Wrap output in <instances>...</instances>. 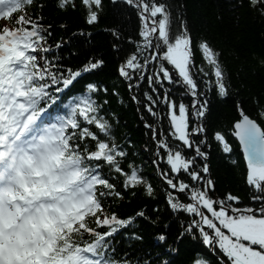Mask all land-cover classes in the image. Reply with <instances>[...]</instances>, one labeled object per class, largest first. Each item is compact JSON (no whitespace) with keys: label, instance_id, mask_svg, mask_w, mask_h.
<instances>
[{"label":"snow or ice","instance_id":"6c2138e0","mask_svg":"<svg viewBox=\"0 0 264 264\" xmlns=\"http://www.w3.org/2000/svg\"><path fill=\"white\" fill-rule=\"evenodd\" d=\"M120 3L128 22L135 23L111 29L112 49L119 55L116 72L138 110L147 113L141 119L150 135L155 178L169 212L186 216L180 235H198L215 257L191 264H264V95H230L221 54L206 39L193 40L183 13L174 15L168 0ZM247 5L264 17V0ZM45 6V0H0V19L14 25L0 27V264H152L116 241L138 218L152 222L146 208L120 216L106 207L107 198L123 200L129 189L141 187L147 196L155 191L126 145L116 142L96 98L108 88L86 81L66 103L61 99L105 61L91 58L73 68L53 57L52 48L61 44L47 43L52 26L41 14ZM56 7H79L85 23L93 25L105 5L56 0ZM213 88L232 100L234 116L226 132L208 125L207 94ZM62 108L66 114L53 115ZM209 135L224 154L233 153L229 136L238 141L252 189L247 204L232 192L217 194L206 150Z\"/></svg>","mask_w":264,"mask_h":264},{"label":"trees","instance_id":"16d2710c","mask_svg":"<svg viewBox=\"0 0 264 264\" xmlns=\"http://www.w3.org/2000/svg\"><path fill=\"white\" fill-rule=\"evenodd\" d=\"M168 2L176 8L174 15L183 13V19L194 41L206 39L221 54L220 60L230 75V95L239 93L238 97H234L236 99L264 95V64L261 63L264 60V17L249 8L247 0H168ZM45 4L41 14L45 24L52 26V35L47 43L61 44L59 48H52L53 57H59L64 64L73 68L80 67L91 58H102L105 61L104 65L84 74L82 80L69 86L61 99L66 103V98L77 93L86 81L106 86L108 93L100 92L96 98L113 124L116 142L126 145L129 158L155 186L152 196H147L141 187H137L126 190L123 200L106 199L108 211L126 216L146 208V214L152 221L138 218L127 232L116 236V241L121 248L131 245V250L137 257H142L145 262L151 260L152 264H161L162 260L170 264H191L198 257L213 261L215 257L208 252L198 235L187 233L180 235L186 216L171 214L164 202L162 185L157 183L150 160L152 148L150 135L141 119L142 115L147 118V113L142 107L138 110V106L130 99L126 84L116 72L119 55L112 49L111 29L119 26L129 28L135 21L133 20L132 24L128 22L126 10L121 6L120 0H116L115 3L113 0H104L103 14L93 25L85 23L82 9L79 7L60 10L56 7V0H45ZM28 12L31 14L33 8L29 7ZM6 23L9 27L14 26L12 21ZM2 26L3 24H0V27ZM81 29L84 34H76ZM177 31V24L173 20L172 33L177 34ZM194 57L197 64L202 62L200 53L195 49ZM207 96L209 105L207 121L210 131L217 129L226 132L225 125L234 116L232 100L221 98L214 88ZM105 100L107 103H104ZM184 102L187 104L189 100L185 98ZM247 107L251 108V104ZM55 112L54 110L53 113ZM60 112L64 115L66 109L62 108ZM228 139L233 148L231 155L224 154L218 143L209 135L210 147L206 150L209 152L211 174L216 181V192L217 194L232 192L239 195L244 204H247L249 202L247 193L252 189L246 185V163L236 140L231 136ZM128 141L131 143H127ZM124 163L126 165L127 160ZM133 192L135 195H132ZM133 232L138 233L143 239L131 237L129 234ZM161 233L167 236L163 242L157 239Z\"/></svg>","mask_w":264,"mask_h":264},{"label":"water","instance_id":"95a60500","mask_svg":"<svg viewBox=\"0 0 264 264\" xmlns=\"http://www.w3.org/2000/svg\"><path fill=\"white\" fill-rule=\"evenodd\" d=\"M235 139V138H234ZM237 141V140H236ZM237 143H238V141H237ZM240 152H241V154H242V149H240ZM242 156H243V154H242ZM243 160L245 161V163H246V160L243 158Z\"/></svg>","mask_w":264,"mask_h":264}]
</instances>
